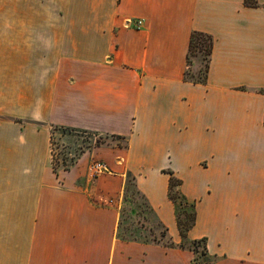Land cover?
Masks as SVG:
<instances>
[{"label": "crops", "instance_id": "0c3cea01", "mask_svg": "<svg viewBox=\"0 0 264 264\" xmlns=\"http://www.w3.org/2000/svg\"><path fill=\"white\" fill-rule=\"evenodd\" d=\"M53 126L122 142L58 171ZM166 171L205 254L179 246ZM127 173L171 245L118 236ZM0 264H264V0H0Z\"/></svg>", "mask_w": 264, "mask_h": 264}, {"label": "rangeland", "instance_id": "374dc122", "mask_svg": "<svg viewBox=\"0 0 264 264\" xmlns=\"http://www.w3.org/2000/svg\"><path fill=\"white\" fill-rule=\"evenodd\" d=\"M39 9L40 8L38 7L36 12H40ZM190 61V73L191 76L195 77L197 71L203 68L201 54L195 50L193 56L190 58ZM53 135V162L58 171L63 168V163L69 166L72 165L73 160L78 154H80V151L92 147L95 142V138L102 140L103 142H122L117 139L105 138L103 136L98 138V136L83 133L62 134L59 131H56ZM120 211V236L125 238H136L142 241H166L165 237L163 238L160 236V232L162 230L161 227L147 209L144 201L137 194L130 193L126 200L122 202ZM177 211L180 220L183 221L186 220L185 215L189 216L191 214L192 209L190 205H178ZM205 260L210 261L211 259L201 258L198 261L203 262Z\"/></svg>", "mask_w": 264, "mask_h": 264}, {"label": "trees", "instance_id": "16d2710c", "mask_svg": "<svg viewBox=\"0 0 264 264\" xmlns=\"http://www.w3.org/2000/svg\"><path fill=\"white\" fill-rule=\"evenodd\" d=\"M253 4H254V2H253ZM211 48H212V37L209 34L204 33V32H199V31H194L190 34L188 52H187L188 68L186 69V72H185V78L187 80H190V81L195 82V83H204V81L206 79V73L208 70V61H209V57H210V53H211ZM195 50L201 54V57L203 60V68L199 69L196 73V76L193 77V76H191V73H190V70H191L190 58H191V56H193ZM56 131H59L62 134L83 133V134H88V135H92V136H98V138H100L99 135H97L96 133H93V132L76 130V129L69 128V127L53 126L51 129V134H50L51 153L53 151V149H52L53 136H54L53 134ZM101 143H104V142L102 140H98L97 138H95V142L93 143V145H99ZM82 151H80V152H82ZM78 155L76 156V158L78 157ZM74 161H75V159L73 160V162ZM52 167L54 170L57 169L56 166L54 165V162H52ZM68 167H69V165L63 163V169H66ZM166 172L169 174L167 195H168V198L176 205L177 225H178V230H179L180 236L182 238V241L179 243V246H181V247L187 246V247H189V249H191L194 252H198L200 254H205L206 253V245H205V239L204 238L195 239V240L191 241L189 244L188 243L186 244V242L184 241L185 232L190 227H192V225L194 224V221H195L194 204H193V202L188 201L185 198V196L181 193V191L179 189L180 179H178L176 176H174L172 171H166ZM130 193L131 194L135 193L139 197H141V199L144 201L147 209L150 211V213L153 215V217L157 221L158 225L161 227L162 230L160 232V236L163 238L164 237L166 238V241L164 243L167 245H171L172 243L168 239V234H167L166 228L162 224H160V222L156 219V217H155L151 207L148 205L144 195L138 189V187L136 185L135 176L131 173H127L126 180L124 182V187H123V197H122L123 202L126 200L127 196ZM178 205H180V206L181 205L182 206L183 205L184 206L190 205L191 206V209H192L191 214L189 216L185 215L186 220H183V221L180 220L179 214L177 211ZM119 230H120V220L118 222V236H120ZM120 237H122V236H120ZM122 238H125V237H122ZM126 239L138 240L136 238H126ZM155 241L158 242V240H155Z\"/></svg>", "mask_w": 264, "mask_h": 264}, {"label": "built area", "instance_id": "2783aa9c", "mask_svg": "<svg viewBox=\"0 0 264 264\" xmlns=\"http://www.w3.org/2000/svg\"><path fill=\"white\" fill-rule=\"evenodd\" d=\"M127 22H130V20H128ZM135 26L138 27L141 24V19H136V21H134ZM89 171L92 175H96L98 173H101L103 171L106 170L105 166L103 165V163H101L100 161H93L90 165H89Z\"/></svg>", "mask_w": 264, "mask_h": 264}]
</instances>
